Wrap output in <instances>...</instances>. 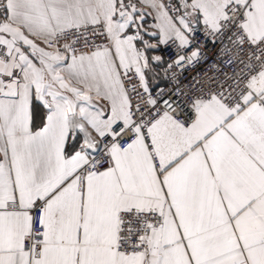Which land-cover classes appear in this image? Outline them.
<instances>
[{
  "label": "snow or ice",
  "instance_id": "snow-or-ice-1",
  "mask_svg": "<svg viewBox=\"0 0 264 264\" xmlns=\"http://www.w3.org/2000/svg\"><path fill=\"white\" fill-rule=\"evenodd\" d=\"M0 264H264V0H0Z\"/></svg>",
  "mask_w": 264,
  "mask_h": 264
},
{
  "label": "built area",
  "instance_id": "built-area-1",
  "mask_svg": "<svg viewBox=\"0 0 264 264\" xmlns=\"http://www.w3.org/2000/svg\"><path fill=\"white\" fill-rule=\"evenodd\" d=\"M195 27L197 31H196V38H195L194 43L196 44V46L204 48L205 52L208 55V60L206 63H201L197 65L194 71L185 73V76L183 78L185 87H187L191 83V79H190L191 76H202L204 73H208L209 75H211V72L209 70V65L213 63L217 55V49L213 47L212 43L209 40H205L203 38L201 34L202 27L199 25H196ZM172 51L174 50H170L168 48H165L164 46H161V49H159L158 51L159 54L163 55L164 63L156 66L154 69V73L156 74L157 79L160 82V85L158 86V88H156L153 92L154 95L160 89H164L166 91L167 88L172 86L168 78L165 76V69L167 68V62L171 58ZM184 114H185V117L190 119L191 109L188 105H185L184 107Z\"/></svg>",
  "mask_w": 264,
  "mask_h": 264
},
{
  "label": "crops",
  "instance_id": "crops-1",
  "mask_svg": "<svg viewBox=\"0 0 264 264\" xmlns=\"http://www.w3.org/2000/svg\"><path fill=\"white\" fill-rule=\"evenodd\" d=\"M150 22H151V21H150ZM158 51H159V50H156V53H155V54H159ZM150 54H151V53H150ZM157 66H158V65H157ZM149 79H150V81H151V83H152V88H153L154 90H155L156 88H158V86L160 85V82L158 81L156 74H155V73L151 74V75L149 76Z\"/></svg>",
  "mask_w": 264,
  "mask_h": 264
}]
</instances>
